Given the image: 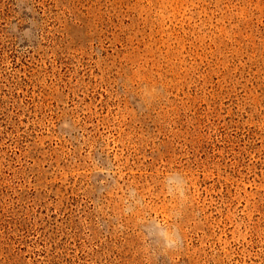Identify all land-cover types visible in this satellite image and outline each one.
<instances>
[{
    "label": "rangeland",
    "instance_id": "obj_1",
    "mask_svg": "<svg viewBox=\"0 0 264 264\" xmlns=\"http://www.w3.org/2000/svg\"><path fill=\"white\" fill-rule=\"evenodd\" d=\"M0 264H264V0H0Z\"/></svg>",
    "mask_w": 264,
    "mask_h": 264
},
{
    "label": "clouds",
    "instance_id": "obj_2",
    "mask_svg": "<svg viewBox=\"0 0 264 264\" xmlns=\"http://www.w3.org/2000/svg\"><path fill=\"white\" fill-rule=\"evenodd\" d=\"M179 194L184 196L185 199H187L188 196V190L185 188L179 189ZM142 235L145 237V242L148 239V236L146 233H142ZM164 244L161 248V252L167 253L175 251L179 248L180 245V238L177 235H173L171 232L167 233L165 236L162 237ZM149 255H151V249H149Z\"/></svg>",
    "mask_w": 264,
    "mask_h": 264
}]
</instances>
